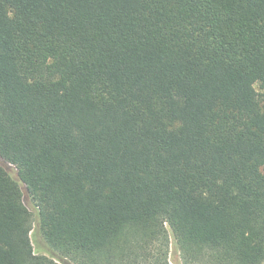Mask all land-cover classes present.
<instances>
[{
    "label": "trees",
    "instance_id": "16d2710c",
    "mask_svg": "<svg viewBox=\"0 0 264 264\" xmlns=\"http://www.w3.org/2000/svg\"><path fill=\"white\" fill-rule=\"evenodd\" d=\"M255 83L264 0H0V264L264 262Z\"/></svg>",
    "mask_w": 264,
    "mask_h": 264
},
{
    "label": "rangeland",
    "instance_id": "374dc122",
    "mask_svg": "<svg viewBox=\"0 0 264 264\" xmlns=\"http://www.w3.org/2000/svg\"><path fill=\"white\" fill-rule=\"evenodd\" d=\"M254 87L257 93L259 94V97L264 98V88L260 87L258 83H255ZM11 175L16 177L15 171L13 169L11 170ZM24 202L26 206L28 207L29 211L31 212L33 220H34L32 229L30 231V239H31L34 252L35 254H43V255L50 257L52 255V252H50L45 247L44 243L41 240V237L36 231V220H35L36 214H37L36 208L27 197L24 199ZM165 227H166L165 238H164L165 246H163V251L165 252V255H160L161 262L163 264H185L181 257L178 246L175 243V240H174V237L172 235L170 228L168 227L167 224H165ZM70 264H73V263H70ZM261 264H264V262H262Z\"/></svg>",
    "mask_w": 264,
    "mask_h": 264
}]
</instances>
